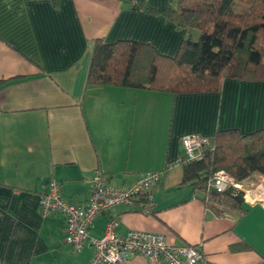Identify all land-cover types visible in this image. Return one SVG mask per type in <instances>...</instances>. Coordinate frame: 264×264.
<instances>
[{"label": "crops", "instance_id": "crops-1", "mask_svg": "<svg viewBox=\"0 0 264 264\" xmlns=\"http://www.w3.org/2000/svg\"><path fill=\"white\" fill-rule=\"evenodd\" d=\"M169 2L0 0V264H87L90 242L74 253L65 218L43 217L38 202L55 180L68 203L85 206L96 172L114 188L147 172L162 177L149 214L116 206L95 220L90 238L115 220L121 236L144 231L197 247L199 264H264V176L243 186L250 200L242 209L218 219L175 164L185 135L263 129L264 81L225 79L219 92L182 95L86 86L93 40L176 54L187 33L166 19ZM125 264L149 263L126 254Z\"/></svg>", "mask_w": 264, "mask_h": 264}, {"label": "trees", "instance_id": "trees-1", "mask_svg": "<svg viewBox=\"0 0 264 264\" xmlns=\"http://www.w3.org/2000/svg\"><path fill=\"white\" fill-rule=\"evenodd\" d=\"M235 2L246 11L235 12ZM165 17L187 33L174 56L146 43L93 40L86 86L182 95L219 92L225 79L264 81V0H170ZM211 141L214 149L201 161L182 166L183 184L202 191L204 201L207 181L220 170L238 181L264 176V128L247 135L217 131ZM226 198L242 209V193Z\"/></svg>", "mask_w": 264, "mask_h": 264}, {"label": "built area", "instance_id": "built-area-1", "mask_svg": "<svg viewBox=\"0 0 264 264\" xmlns=\"http://www.w3.org/2000/svg\"><path fill=\"white\" fill-rule=\"evenodd\" d=\"M181 148L182 155L175 162L179 166L201 161L214 145L206 137L188 134L182 137ZM161 177L162 173L147 172L138 175L131 184L114 188L96 172L89 181V195L83 207L68 203L61 195L58 182L51 180L46 193L39 197L40 214L43 217L58 214L65 218L66 241L74 253H80L87 241L90 242L93 254L87 264H125L126 254L140 256L149 264H199L204 256L197 247L171 246L164 235L144 231L131 230L121 236L115 233V220L106 223L102 236L89 237L95 220L116 206L138 205L142 213L149 214L147 206L152 202L151 192ZM254 178L253 175L238 181L223 170L216 172L206 183L208 209L218 219L229 218L235 208L227 201L226 194L235 197L242 193L243 202L250 200V193L242 188Z\"/></svg>", "mask_w": 264, "mask_h": 264}, {"label": "rangeland", "instance_id": "rangeland-1", "mask_svg": "<svg viewBox=\"0 0 264 264\" xmlns=\"http://www.w3.org/2000/svg\"><path fill=\"white\" fill-rule=\"evenodd\" d=\"M233 10L235 12H238V13H241V12H245L246 11V6L243 5L242 3L240 2H235L234 5H233ZM199 38V34L197 32L194 33V35L192 36V39L194 41H197ZM261 176V175H260ZM260 197V196H259ZM263 198V197H261Z\"/></svg>", "mask_w": 264, "mask_h": 264}, {"label": "bare ground", "instance_id": "bare-ground-1", "mask_svg": "<svg viewBox=\"0 0 264 264\" xmlns=\"http://www.w3.org/2000/svg\"><path fill=\"white\" fill-rule=\"evenodd\" d=\"M257 187L259 189H264V177L259 181Z\"/></svg>", "mask_w": 264, "mask_h": 264}]
</instances>
